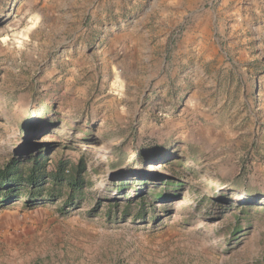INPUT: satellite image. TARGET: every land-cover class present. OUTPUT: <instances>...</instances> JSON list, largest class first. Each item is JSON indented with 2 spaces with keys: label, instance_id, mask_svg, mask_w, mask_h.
<instances>
[{
  "label": "rangeland",
  "instance_id": "rangeland-1",
  "mask_svg": "<svg viewBox=\"0 0 264 264\" xmlns=\"http://www.w3.org/2000/svg\"><path fill=\"white\" fill-rule=\"evenodd\" d=\"M31 155L84 185L3 184L0 264H264V0H0V168Z\"/></svg>",
  "mask_w": 264,
  "mask_h": 264
},
{
  "label": "trees",
  "instance_id": "trees-1",
  "mask_svg": "<svg viewBox=\"0 0 264 264\" xmlns=\"http://www.w3.org/2000/svg\"><path fill=\"white\" fill-rule=\"evenodd\" d=\"M34 120V130L46 125L47 121L39 116ZM26 122L28 123L25 121L23 126L27 124ZM142 158L151 157L147 154ZM82 171L81 165L72 166L67 162H59L52 169H48L46 160L42 159L41 155L32 156L29 161L24 157L14 156L0 168V187L4 184L7 189H10L11 182H20L27 188L48 184V197L56 196L62 189H66L69 196H75L80 193L84 185Z\"/></svg>",
  "mask_w": 264,
  "mask_h": 264
}]
</instances>
